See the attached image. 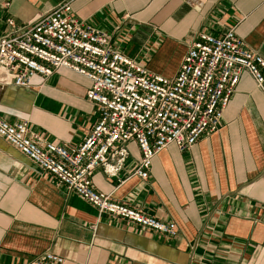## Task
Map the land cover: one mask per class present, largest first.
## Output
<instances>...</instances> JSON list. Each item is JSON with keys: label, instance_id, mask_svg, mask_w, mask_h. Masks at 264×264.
Segmentation results:
<instances>
[{"label": "crops", "instance_id": "1", "mask_svg": "<svg viewBox=\"0 0 264 264\" xmlns=\"http://www.w3.org/2000/svg\"><path fill=\"white\" fill-rule=\"evenodd\" d=\"M69 0H0L7 20L26 25ZM81 21L153 73L174 77L201 32L234 28L264 58V0H71ZM91 82L59 69L31 88L0 86V115L28 121L44 142L77 148L98 122ZM121 172L92 177L96 191L137 207L179 234L168 239L106 214L0 138V264H29L52 252L64 264H264V90L244 72L215 134L191 149L170 144L149 179L134 175L141 151L127 145Z\"/></svg>", "mask_w": 264, "mask_h": 264}, {"label": "built area", "instance_id": "2", "mask_svg": "<svg viewBox=\"0 0 264 264\" xmlns=\"http://www.w3.org/2000/svg\"><path fill=\"white\" fill-rule=\"evenodd\" d=\"M66 1L35 21L0 37V86L31 88L36 76L44 81L59 69L88 79L87 98L97 107L98 122L83 142L66 145L44 142L28 121L11 122L0 115V138L53 175L69 191L106 214L168 239L179 229L140 208L118 203L96 191L92 177L99 168L118 175L129 156L127 145L137 143L141 158L134 175L149 179L154 158L168 145L184 152L204 136L215 134L248 72L264 90V58L250 50L234 28L223 37L201 32L190 42L183 62L172 77L153 73L112 44V35L78 19ZM46 252L29 264H64Z\"/></svg>", "mask_w": 264, "mask_h": 264}, {"label": "bare ground", "instance_id": "3", "mask_svg": "<svg viewBox=\"0 0 264 264\" xmlns=\"http://www.w3.org/2000/svg\"><path fill=\"white\" fill-rule=\"evenodd\" d=\"M6 79H7L6 74L3 71H0V80L1 81H6Z\"/></svg>", "mask_w": 264, "mask_h": 264}]
</instances>
